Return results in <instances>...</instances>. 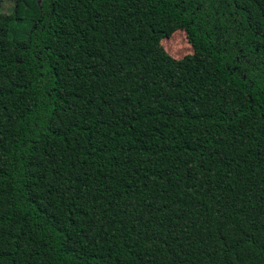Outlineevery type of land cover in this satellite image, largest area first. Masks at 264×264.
I'll return each instance as SVG.
<instances>
[{
	"label": "trees",
	"instance_id": "trees-1",
	"mask_svg": "<svg viewBox=\"0 0 264 264\" xmlns=\"http://www.w3.org/2000/svg\"><path fill=\"white\" fill-rule=\"evenodd\" d=\"M0 264H264V0L0 8Z\"/></svg>",
	"mask_w": 264,
	"mask_h": 264
},
{
	"label": "rangeland",
	"instance_id": "rangeland-1",
	"mask_svg": "<svg viewBox=\"0 0 264 264\" xmlns=\"http://www.w3.org/2000/svg\"><path fill=\"white\" fill-rule=\"evenodd\" d=\"M15 5V0H3L0 8L9 13ZM162 48L176 61L184 63L204 74L214 69V61L206 53L196 51L188 42L186 33L182 29L174 31L170 36L161 40Z\"/></svg>",
	"mask_w": 264,
	"mask_h": 264
}]
</instances>
